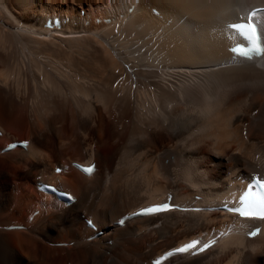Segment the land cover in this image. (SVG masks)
Here are the masks:
<instances>
[{
	"label": "bare ground",
	"instance_id": "6f19581e",
	"mask_svg": "<svg viewBox=\"0 0 264 264\" xmlns=\"http://www.w3.org/2000/svg\"><path fill=\"white\" fill-rule=\"evenodd\" d=\"M257 7L264 0H0V264H151L226 233L164 264H264V220L240 232L221 211H171L116 225L168 196L221 205L264 175V54L235 57L236 27ZM16 141L26 149L2 152ZM43 183L75 203L38 192Z\"/></svg>",
	"mask_w": 264,
	"mask_h": 264
},
{
	"label": "rangeland",
	"instance_id": "374dc122",
	"mask_svg": "<svg viewBox=\"0 0 264 264\" xmlns=\"http://www.w3.org/2000/svg\"><path fill=\"white\" fill-rule=\"evenodd\" d=\"M17 183H18V184H21V182H20V181H17Z\"/></svg>",
	"mask_w": 264,
	"mask_h": 264
}]
</instances>
